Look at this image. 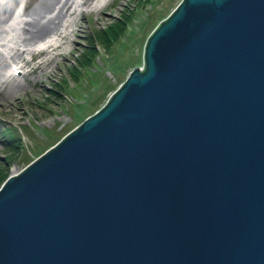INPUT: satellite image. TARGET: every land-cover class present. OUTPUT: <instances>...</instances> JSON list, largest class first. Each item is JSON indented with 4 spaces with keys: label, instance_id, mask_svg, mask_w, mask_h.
I'll list each match as a JSON object with an SVG mask.
<instances>
[{
    "label": "water",
    "instance_id": "95a60500",
    "mask_svg": "<svg viewBox=\"0 0 264 264\" xmlns=\"http://www.w3.org/2000/svg\"><path fill=\"white\" fill-rule=\"evenodd\" d=\"M0 264H264V0H179L1 180Z\"/></svg>",
    "mask_w": 264,
    "mask_h": 264
},
{
    "label": "rangeland",
    "instance_id": "374dc122",
    "mask_svg": "<svg viewBox=\"0 0 264 264\" xmlns=\"http://www.w3.org/2000/svg\"><path fill=\"white\" fill-rule=\"evenodd\" d=\"M35 1L0 0V59L4 62L0 65V168L6 171L4 177L98 109L132 66H141L144 31L179 0H107L99 8H94L96 0H55L45 14L61 8L56 31L24 43L20 40L23 21L29 20L28 6ZM125 9L132 14L125 30L105 48L96 35L98 29ZM59 31L64 36L60 37ZM89 37L95 39L96 54L82 66L77 54ZM55 40L60 41L57 48L46 54L44 49L38 51ZM47 55L50 58L40 62ZM10 64L18 71L12 72ZM70 67L77 69V77L72 76ZM21 71L25 81L10 89L13 77Z\"/></svg>",
    "mask_w": 264,
    "mask_h": 264
},
{
    "label": "bare ground",
    "instance_id": "6f19581e",
    "mask_svg": "<svg viewBox=\"0 0 264 264\" xmlns=\"http://www.w3.org/2000/svg\"><path fill=\"white\" fill-rule=\"evenodd\" d=\"M55 0H37L34 4H30L28 6V13L30 14L29 20H24L22 25V35H20V40L24 43H28L30 41H36L43 39L45 35H47L50 31L55 30L57 27V21H58V14L60 13V9H55L54 13L52 15H46L45 12L49 8H52L53 2ZM57 1V0H56ZM55 1V2H56ZM66 1V0H65ZM107 0H96L94 3V8H99L102 4H104ZM64 6V3L63 5ZM48 14V12H47ZM61 17V15H60ZM3 19V14L0 12V21ZM60 19V18H59ZM56 31V30H55ZM58 31V30H57ZM59 36H64V33L58 32ZM66 37V36H65ZM54 44L51 42H47L46 46L39 49L48 52L50 49L57 48V46L60 44V41H53ZM51 45V46H50ZM35 52V51H34ZM50 58V55H47L45 59L40 60V62H46ZM3 60L0 59V65L3 64ZM39 61L35 62V65H38ZM24 73V72H23ZM23 73L18 72V74L13 77L11 83H10V89L13 87L21 86V80L24 82L25 79L23 77ZM13 76V75H12Z\"/></svg>",
    "mask_w": 264,
    "mask_h": 264
},
{
    "label": "trees",
    "instance_id": "16d2710c",
    "mask_svg": "<svg viewBox=\"0 0 264 264\" xmlns=\"http://www.w3.org/2000/svg\"><path fill=\"white\" fill-rule=\"evenodd\" d=\"M167 14L168 13H165V14L161 15L152 24V26H150V27L148 26L147 30L144 31V33H143L144 34L143 35V43L145 42V39H146L147 35L160 22V20L163 19ZM131 16H132V14L130 13V10H126L125 9L121 13L120 12L118 13L117 18H115V19L113 18L112 21H109L107 23V26L105 25V26H102L101 29H98V33H96V35H98L99 40L101 41V43H103L105 48L109 47L112 43H114L116 40L119 39L121 33L126 28L127 19L129 20V18ZM148 19H149V17L147 16L146 18H144L142 20V22H141L142 28H143V26L145 27V25L147 24ZM93 34H95V32H92L91 36H93ZM88 41L89 42H86V46L81 48V52H80L79 56L77 54V60L80 62V64H82V66H85L86 64L90 63V61L94 59V56L96 54V47H95V44H94L95 43L94 42L95 39H93L92 40L93 42H92L90 37H89ZM142 49H143V46H142ZM141 60H142V55H141ZM69 71L72 74V76L77 77V69L75 67H73V68L70 67ZM63 79H65V78H63ZM114 89H115V87L112 89V91ZM108 96L109 95H107V97ZM104 101H105V99H104ZM5 172H6L5 170L0 168V180L4 177Z\"/></svg>",
    "mask_w": 264,
    "mask_h": 264
}]
</instances>
